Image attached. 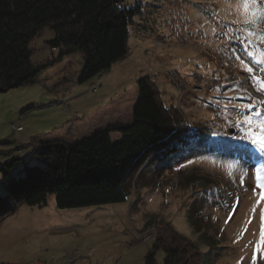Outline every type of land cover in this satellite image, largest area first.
Segmentation results:
<instances>
[{"label":"rangeland","instance_id":"obj_1","mask_svg":"<svg viewBox=\"0 0 264 264\" xmlns=\"http://www.w3.org/2000/svg\"><path fill=\"white\" fill-rule=\"evenodd\" d=\"M228 2L128 0L141 12L130 24L128 54L112 67L83 80V57L74 51L34 81L0 91V165L14 160V176L27 161L41 163L32 155L41 140L73 142L131 121L143 74L157 80L166 104L213 131L165 163L152 160L125 200L69 208L54 195L44 206L11 200L14 211L0 222V264H145L165 223L197 241L208 264H253L254 254L264 264V244L256 252L264 151L247 136L264 122V0L241 13L247 23L236 22ZM53 36L47 27L34 38L35 63L57 56L47 43Z\"/></svg>","mask_w":264,"mask_h":264},{"label":"trees","instance_id":"obj_2","mask_svg":"<svg viewBox=\"0 0 264 264\" xmlns=\"http://www.w3.org/2000/svg\"><path fill=\"white\" fill-rule=\"evenodd\" d=\"M140 12L141 5H129L128 0H0V91L34 81L74 51L83 57V80L112 67L128 54L130 24ZM47 27L54 30L47 43L59 52L35 63L32 42ZM137 84L131 121L97 127L73 142L41 140L32 147L41 163L25 162L21 176L12 173L14 160L0 165L6 190L0 194V222L13 213L11 200L44 206L54 195L60 208L125 200L152 160L165 163L212 136L208 126H195L177 105L166 104L150 74H143ZM112 132L121 133V139L114 141ZM159 250L164 252L161 262ZM145 264L208 263L197 241L165 223L158 225Z\"/></svg>","mask_w":264,"mask_h":264},{"label":"snow or ice","instance_id":"obj_3","mask_svg":"<svg viewBox=\"0 0 264 264\" xmlns=\"http://www.w3.org/2000/svg\"><path fill=\"white\" fill-rule=\"evenodd\" d=\"M258 2L259 0H247V2L245 3V11H249L250 7L254 8V6ZM256 11H258V9L253 11V15H256ZM251 54L252 53H249V55ZM259 62L260 61H258V63ZM248 71L249 72L252 71L251 67L248 68ZM261 87H262V90H264V82H262ZM257 115H259V113H257ZM244 119H245V122L251 124L252 122L251 117H245ZM258 126L260 128L259 134L254 131H249L247 132V136L251 138L252 144L257 145L260 150L264 151V122H261ZM189 163L191 162L189 161ZM256 187L261 190L259 193V200H258V203H259V202L264 201V183L258 181ZM245 231H247V229H245ZM261 244H264V211L261 212V240H260V243H257L256 245V252H259L261 250ZM255 262H256V255L254 254L253 264H255Z\"/></svg>","mask_w":264,"mask_h":264},{"label":"clouds","instance_id":"obj_4","mask_svg":"<svg viewBox=\"0 0 264 264\" xmlns=\"http://www.w3.org/2000/svg\"><path fill=\"white\" fill-rule=\"evenodd\" d=\"M247 0H229L226 7L230 10L231 14L235 17L236 22L247 23L248 19L246 16L241 15L245 11V3Z\"/></svg>","mask_w":264,"mask_h":264},{"label":"built area","instance_id":"obj_5","mask_svg":"<svg viewBox=\"0 0 264 264\" xmlns=\"http://www.w3.org/2000/svg\"><path fill=\"white\" fill-rule=\"evenodd\" d=\"M218 84V81H214L213 83H208L207 86L205 87L208 92H213L215 88L217 87L216 85ZM197 89V88H195ZM17 130H21L23 127L21 125L16 126ZM60 264H67L66 262H62Z\"/></svg>","mask_w":264,"mask_h":264},{"label":"crops","instance_id":"obj_6","mask_svg":"<svg viewBox=\"0 0 264 264\" xmlns=\"http://www.w3.org/2000/svg\"><path fill=\"white\" fill-rule=\"evenodd\" d=\"M138 98H139V94H138ZM137 102H138V99H137V101H136L134 107H133L132 110H131V111H132V119H133V117H134V110H135V106H136ZM132 119H131V120H132ZM88 134H89V133H88ZM114 134H115L116 136H114ZM111 136H112V139H113V136H114V139H113L114 141H118V140L121 139L122 134L119 133V132H112Z\"/></svg>","mask_w":264,"mask_h":264},{"label":"water","instance_id":"obj_7","mask_svg":"<svg viewBox=\"0 0 264 264\" xmlns=\"http://www.w3.org/2000/svg\"><path fill=\"white\" fill-rule=\"evenodd\" d=\"M231 131H233V130H231Z\"/></svg>","mask_w":264,"mask_h":264}]
</instances>
